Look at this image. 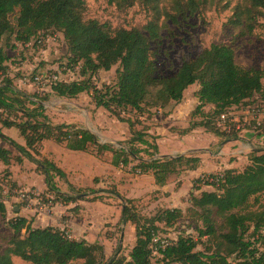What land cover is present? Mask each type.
<instances>
[{
  "label": "trees",
  "instance_id": "trees-1",
  "mask_svg": "<svg viewBox=\"0 0 264 264\" xmlns=\"http://www.w3.org/2000/svg\"><path fill=\"white\" fill-rule=\"evenodd\" d=\"M87 1L0 0V42L4 37L13 36L21 45L32 41L36 45L47 36L43 35L46 32L60 33L66 45L67 66L79 69L81 77L71 82L58 81L44 97L20 91L9 77L0 81V141L15 151L0 146V162L4 166L21 164L25 158L36 165L55 200H88L80 197L83 191L71 185L67 188L72 195L63 194L56 187L55 179L66 183V175L52 162L41 158L39 152L43 141H52L74 152L97 155L110 152L113 167L136 162L131 167L132 174L150 173L155 184L162 187L172 176L196 170L200 158L196 154L159 157L156 137L147 133L141 119L148 120L153 110L179 103L192 85L197 86L194 92L197 105L191 118L200 120L191 121L178 134L200 127L221 141L238 138L236 133H224L217 128V119L229 111L246 109L252 105L255 95H264V70L241 67L236 63L232 47L212 44L182 62L174 74L164 77L158 71L155 60L158 52L153 45L160 41L168 21L177 23L178 18L216 3L215 7L222 5L221 11L231 9L230 28L243 37L251 35L257 20L263 16L264 0H107L118 10L136 4L143 9L146 23L129 29H112L95 19L85 20ZM8 60L0 47L1 74L5 73ZM114 66L113 84L96 88L93 78L97 72L110 71ZM82 94L89 95L96 108L104 109L127 125L130 136L120 148L98 144L89 131L76 125L51 122L43 103L53 97L73 100ZM207 106L211 108L206 112ZM1 128L18 130L24 146L5 137ZM254 134H264V124ZM199 182V179L194 181L184 211L155 209L150 217L140 215L135 200L125 199L114 187L109 191L90 190L93 196L89 202H105L110 198L122 201L118 225L130 224L135 237L134 245L126 254L117 245L106 258L101 244L74 240L64 231L33 227L32 219L15 217L7 222L12 236L0 249V264H13L14 258L28 264L78 261L82 264H264V149L250 153L242 169L222 171V178L211 185L212 191L195 187ZM194 190L199 192L194 194ZM100 192H107L109 196L102 197L98 195ZM0 216H6L1 200ZM183 218L190 223L195 238L179 235L164 246L160 241L154 242L159 238L161 224L172 227Z\"/></svg>",
  "mask_w": 264,
  "mask_h": 264
},
{
  "label": "rangeland",
  "instance_id": "rangeland-1",
  "mask_svg": "<svg viewBox=\"0 0 264 264\" xmlns=\"http://www.w3.org/2000/svg\"><path fill=\"white\" fill-rule=\"evenodd\" d=\"M214 5L218 4L216 3ZM214 5L208 6L207 8H200L196 13L188 15V17L182 19L178 18L177 23L167 22L168 26L161 32L160 41L156 43V45H153L154 49L158 52L155 60L160 75L167 77L174 74L182 62L194 58L202 49L208 48L212 44H223L232 47L235 52L236 63L239 66L264 70V13L263 16L257 20L253 33L243 37L239 35L238 31L230 28L228 24V20L232 14L231 9L221 11L222 5L217 7ZM12 19L14 20V18ZM84 19H95L100 23L109 25L112 29H129L143 26L147 21V15L139 4L125 10H118L113 5H109L107 0H88L85 5ZM43 35L47 36L41 40L40 44L34 45V41H32L30 44H27V46L15 42L13 36L2 38L0 47L7 53L9 60L6 63L5 73H0V81L9 77L8 79H11L14 87L20 91L28 94L34 93L39 97H44L49 93L51 88L46 87L42 82L36 84L34 82L36 77L47 78L56 75L59 81L71 82L81 80V77L78 76L79 69L67 66L66 45L61 34L50 31ZM115 69L116 66L112 67L111 70L107 72H97L93 78L95 87L100 89L104 85H112L115 79ZM26 87L28 90H25ZM195 89H197L196 85H192L186 89L185 97L188 100L191 99ZM52 100L53 101L49 102L48 115L51 116L54 123H75L79 127L90 128L99 134L100 137L97 135V140L100 143L104 142V144H110L114 149L120 148L122 143L126 141L124 140L126 124L120 123L104 109L95 108L89 95L82 94L76 99L68 100L69 102H66L67 104L65 105L59 104L53 98ZM251 102L252 105L259 103L264 104V96L255 95ZM206 110H208L207 107L205 111ZM233 112L238 116L240 115L238 112H235V110ZM10 136L15 137V134L11 132ZM4 146L8 147V145ZM201 146H205L207 150H214L217 144L213 147L212 145L208 146L206 140H202ZM96 156H98L97 159L102 163L109 162L111 159L110 153L96 154ZM115 168L124 172L121 176H123L122 180L127 181L124 187H128V190H134V188H136L134 191L141 195L143 194V190L148 189L146 184L143 185V183L138 180H132L138 175L131 174L132 179H129L128 177L126 178L124 174H130V171L123 170L121 169L122 167ZM5 169L6 168L0 164V200L5 206L7 205L6 216L4 218L0 216V249L5 247L7 241L12 236L7 222L13 219L17 214L35 220L36 226L45 227L46 220H50L51 217H56L51 210L52 206L54 207L55 204L64 206V204H66L55 200L53 194L46 190L41 191L37 188H33L35 191H32V189L24 185H18L16 184L17 182H12L14 177H22L24 179L23 175L25 174L37 181V175H39L37 172L39 171H37L35 164L26 161L20 166L13 165L9 167L7 173ZM64 172L67 173V171ZM111 172L113 171H106L104 175H113ZM107 183L108 177L106 179H104V176L96 177L93 179L94 185L92 188H79V190L83 191L79 195L81 198L84 197L83 199L89 198L84 201L90 204V197L93 196L90 190L109 191L114 186ZM58 185L61 191H67L66 185L63 183H58ZM97 186L99 188H97ZM138 186H140V188H137ZM195 187H199L201 190L206 191L213 190L211 186H202L199 183H196ZM124 189L126 190V188ZM189 190L178 192L177 195L163 200L158 204H156L158 198L155 195L159 194L152 193L148 195L146 199L135 200L134 205L137 207V211L140 215L144 217H150L155 209H161L167 205L175 208L182 207L181 209L184 211L188 206L185 205V202H187L188 195L191 192ZM193 192L197 194L199 191L194 190ZM22 193H28V198L21 199L20 195H22ZM98 195L102 197L109 196L107 192H100ZM73 196L75 197V195ZM23 203H26L24 207L21 206ZM102 203H96L95 206H91V210H89L88 214V221L90 222L86 226H93L95 229H93V233H96L97 229H102V232H100L97 238L109 241L111 247L107 249L106 255L108 257L110 256V249L114 250L117 245H121L122 254H126L134 240V234L133 231L131 232L128 228H125V225L119 226L116 224L119 219L121 210L120 204L122 201L110 198ZM160 205L164 207H160ZM17 206L20 208L15 212L14 209ZM77 214L80 213L77 212ZM98 214H101L99 216L101 220L92 221V216ZM72 215L75 216L76 214L72 213ZM159 227V238L169 243L175 241L179 235H191L194 238L196 237L186 218L180 219L172 227L167 228L162 224ZM94 236L95 234H92V238ZM197 250H201V247H198ZM13 264L28 263L14 258ZM72 264H82V262L78 261Z\"/></svg>",
  "mask_w": 264,
  "mask_h": 264
},
{
  "label": "crops",
  "instance_id": "crops-1",
  "mask_svg": "<svg viewBox=\"0 0 264 264\" xmlns=\"http://www.w3.org/2000/svg\"><path fill=\"white\" fill-rule=\"evenodd\" d=\"M25 90H28L27 87L25 88ZM196 90L197 89L193 91V95L191 96L190 100H188L185 97V92H184L183 98L179 103L175 105H171L164 109L153 110L152 111L153 115L148 120H146L145 118L141 119L143 121V124L147 127V133L153 137H156L155 143L158 147L159 156L175 158L181 155L196 154L198 158H200V165L196 170L186 171L178 176H172L167 182V184L162 187H159L155 184L152 174L150 173L146 175L135 176L134 179H132L131 177L132 173L124 174L126 175L125 176L126 178L128 177L129 179H132L133 181L138 180L139 182H142L143 185L146 184L148 186V189H147L148 191L143 190L142 191L143 194L139 195L134 191L136 190V188H134V190L132 189L128 190L129 189L128 187H124V185H126L125 183L127 182L125 180H122L123 176L121 175L124 172L113 167L110 164L111 159L109 162L102 163L100 160L97 159L98 156H96L95 152H74V151H70L66 149L64 146L55 144L52 141H43L39 148L40 157L52 162L61 171L63 172L67 171V173L64 172V174L66 175V183H64L63 181L59 179H55V183L58 189L60 190L58 183H63L66 186L71 185L73 188H75V190H79V188H82V187L92 188V186L94 185L93 179L96 177L98 178L99 176H104V179L108 177L107 184L114 186L117 192L125 199H132V200L138 201V200L146 199L148 195L152 193H156V194H159V195H155L158 198V200L156 201V204H158L163 200L172 198L174 195H177L178 192L180 193L182 191H187L189 189H190L189 191H191L192 186L194 185V181L198 179L201 175H204V174L214 175L218 172H222L228 169H238V170L242 169L247 164V156L250 153H252L253 151L264 149V138L263 137L256 136L255 134L251 132L244 131L238 134V138L236 140L221 141L220 138L210 133L205 132L204 129L200 127L194 128L193 130H191L190 132L184 135L177 134L178 131L186 129L189 126V123L191 121L200 120V119L191 118V112L194 110V108L197 105V101L194 98V92ZM49 93H51V90L49 91ZM53 99H55L59 104H64V105L67 104L66 102H69L68 100L58 99L54 97ZM51 101H53L52 98H50L47 102L43 103L47 115L49 114L48 106H49V102ZM207 108L209 110L211 107L207 106ZM208 110H206V112ZM243 110L244 109H237L235 110V112H238V114H240L239 116H241L244 113ZM48 117L50 118L51 122L54 123L51 119V116L48 115ZM261 117H262V123L264 124V115H262ZM54 124L58 125V124H66V123H54ZM69 124L76 125L78 128L89 131L95 137L96 142L98 144H101V145L104 144V142L100 143L97 140V137L99 136V134L93 131L92 129L87 128V127H79L75 123H69ZM11 132L15 134V137L10 136ZM1 133L5 137L12 139L18 144L24 146V140L20 136L19 131L16 130L15 128H8V129L1 128ZM129 136L130 134H129V131L126 125L124 140H127ZM115 140H118V139H115ZM202 140H206V142L208 143V146L212 145L213 147L215 144H217V146L214 150H207L205 146H201ZM108 141H111V140H108ZM3 144L8 145L0 141V146L10 150L13 153L15 152L13 148H11L9 145H8L9 147L8 148V147H5ZM104 153H110V152H104ZM110 155L112 158L111 153ZM26 161L30 162L27 159L23 158L21 164L11 163L9 167L13 165L20 166ZM135 163L136 162H132L125 167H122V168L117 167V168H121L123 170H127L131 172V167L135 165ZM0 164L4 168L9 170L8 169L9 167L4 166L1 162ZM106 171L107 172L113 171L111 172L113 173V175L109 174L105 176L104 174ZM35 172H36V169H35ZM37 174H39L37 175V181L31 179L29 175L25 174L23 175L24 179L22 177L20 178L14 177L12 182H15V183L17 182L16 184L18 185L19 184L24 185L27 188L32 189V191H35V189L33 188H37L38 190H41V191H44V190L47 191L46 184L44 182V177L40 174V172H37ZM97 188L99 187L97 186ZM124 188H126V190ZM137 188H140V186H138ZM60 192L63 194H66L69 191L67 188V191L60 190ZM58 201H61V200H58ZM85 201L84 200H76L74 202L73 201L72 202L61 201L63 203H66L64 204V206H62L61 204L60 205L55 204L54 207L52 206L51 210L53 211L54 216L56 217H51L50 220H46L45 227H52V228L64 231L65 234L69 238L74 239V240H85L88 243L101 244L104 247L105 256L106 258H108V256L106 255L107 249L111 247L109 245V241L104 240V239L101 240L100 238H97L100 232H102L101 231L102 229L101 228H100L101 230L97 229L96 233H93L92 231L94 227L86 226L90 222L88 221L89 219L88 214H89V210H91V206L92 205L95 206L96 203H102V202L96 201V202H91L90 204H87L85 203ZM25 205L26 204L23 203L21 206L24 207ZM185 205H187V202H185ZM17 207L14 209L15 212H17V210H19L20 208L19 206ZM160 207H164V206L160 205ZM5 208L7 211V205L5 206ZM164 208L171 209L175 207L167 205ZM71 212L76 215L73 216ZM77 212L80 214H77ZM100 215L101 214L93 215L91 218L92 221L101 220V218L99 217ZM15 217H23V216L17 214ZM23 218L28 219V217H25V216ZM119 218H120V214H119ZM32 221H33L32 222L33 227H40V226L35 225L36 224L35 220L32 219ZM118 222H119V219L116 224H118ZM120 225H125V228H128V230L131 232L133 231V227L130 224H120ZM45 227H40V228H45ZM92 234H95L93 238H92ZM133 234H134V231H133ZM134 241H135V237H134L132 244L128 248V251L134 245ZM119 247H121V245H119ZM112 251L113 250L110 249V256L112 254Z\"/></svg>",
  "mask_w": 264,
  "mask_h": 264
},
{
  "label": "built area",
  "instance_id": "built-area-1",
  "mask_svg": "<svg viewBox=\"0 0 264 264\" xmlns=\"http://www.w3.org/2000/svg\"><path fill=\"white\" fill-rule=\"evenodd\" d=\"M41 41H38L37 44H40ZM59 81L56 75L51 77H36L34 82L44 83L46 87H50ZM244 113L241 116L236 115L233 111L221 114L217 119L216 126L224 133H236L241 132H251L255 133V129L262 126V115H264V104H253L243 110ZM244 116V117H243ZM264 138V134L261 135ZM222 178V172H218L214 175H201L198 179L200 180L199 184L204 186H211L213 183H217ZM21 199H27L28 193H22L20 195ZM160 241V242H159ZM154 242H159L161 246L166 245V241L160 238H156Z\"/></svg>",
  "mask_w": 264,
  "mask_h": 264
},
{
  "label": "water",
  "instance_id": "water-1",
  "mask_svg": "<svg viewBox=\"0 0 264 264\" xmlns=\"http://www.w3.org/2000/svg\"><path fill=\"white\" fill-rule=\"evenodd\" d=\"M159 157H164V156H159ZM82 196H84V195H82Z\"/></svg>",
  "mask_w": 264,
  "mask_h": 264
}]
</instances>
